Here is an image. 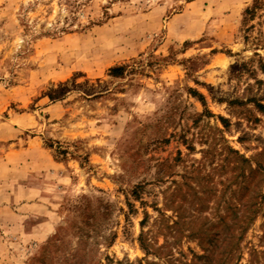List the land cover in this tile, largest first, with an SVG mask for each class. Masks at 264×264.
I'll return each mask as SVG.
<instances>
[{
    "label": "rangeland",
    "instance_id": "rangeland-1",
    "mask_svg": "<svg viewBox=\"0 0 264 264\" xmlns=\"http://www.w3.org/2000/svg\"><path fill=\"white\" fill-rule=\"evenodd\" d=\"M0 264H264V0H0Z\"/></svg>",
    "mask_w": 264,
    "mask_h": 264
},
{
    "label": "trees",
    "instance_id": "trees-1",
    "mask_svg": "<svg viewBox=\"0 0 264 264\" xmlns=\"http://www.w3.org/2000/svg\"><path fill=\"white\" fill-rule=\"evenodd\" d=\"M121 70H122V68H120V67L113 68V69H111V73H112V75L116 76V75L119 74V71H121ZM233 152L237 154L236 151H233ZM259 169H260V165H257V171H258ZM254 171H256V170H254ZM250 172L252 173V172H253V169H250ZM141 246H143V245H142V242H141ZM142 248L145 249V247H142Z\"/></svg>",
    "mask_w": 264,
    "mask_h": 264
},
{
    "label": "crops",
    "instance_id": "crops-1",
    "mask_svg": "<svg viewBox=\"0 0 264 264\" xmlns=\"http://www.w3.org/2000/svg\"><path fill=\"white\" fill-rule=\"evenodd\" d=\"M45 236H47V233H46V235Z\"/></svg>",
    "mask_w": 264,
    "mask_h": 264
}]
</instances>
